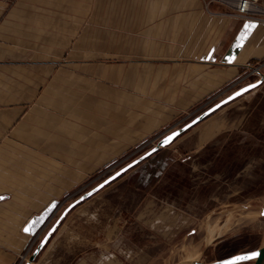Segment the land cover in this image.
Returning <instances> with one entry per match:
<instances>
[{"label":"crops","instance_id":"0c3cea01","mask_svg":"<svg viewBox=\"0 0 264 264\" xmlns=\"http://www.w3.org/2000/svg\"><path fill=\"white\" fill-rule=\"evenodd\" d=\"M261 61L264 22L206 0H0V264L43 240L57 207L44 215L121 152L122 129L149 135ZM93 202L68 213L35 264L136 253L100 242Z\"/></svg>","mask_w":264,"mask_h":264},{"label":"rangeland","instance_id":"374dc122","mask_svg":"<svg viewBox=\"0 0 264 264\" xmlns=\"http://www.w3.org/2000/svg\"><path fill=\"white\" fill-rule=\"evenodd\" d=\"M206 1L226 8L234 16L219 1ZM124 15L125 11L121 21ZM251 68H259L260 73L254 74ZM251 68L149 135L138 128L128 136V127L122 129L121 152L114 159H106L103 167L66 194L57 206V221L73 202L157 147L163 138L237 90L261 80L264 61L251 63ZM207 130L213 132L206 137ZM128 138L134 143L124 144ZM159 151L158 158L147 162L146 168L133 170L145 162L142 160L73 208L90 200L94 201L92 205L102 203L97 207L103 211V218L99 219L96 237L105 247L114 242L124 252L128 248L136 250L133 255L115 256V263L211 264L264 246V82ZM226 229L225 234L207 244L210 235ZM41 241L30 242L16 264H27ZM43 251L44 248L33 264Z\"/></svg>","mask_w":264,"mask_h":264},{"label":"water","instance_id":"95a60500","mask_svg":"<svg viewBox=\"0 0 264 264\" xmlns=\"http://www.w3.org/2000/svg\"><path fill=\"white\" fill-rule=\"evenodd\" d=\"M264 82V76L261 80H259L258 82L249 84L239 90H237L236 92L232 93L230 96H228L227 98H225L224 100H222L221 102H219L218 104H216L215 106H213L211 109H209L208 111H206L205 113H203L202 115H200L199 117H197L196 119H194L192 122H190L189 124H187L186 126H184L183 128L174 131L173 133L169 134L168 136H166L165 138H163L157 147L153 148L151 151H149L148 153H146L145 155H143L141 158L135 160L134 162H132L130 165H128L127 167L123 168L122 170H120L118 173H116L115 175H113L112 177H110L109 179H107L106 181H104L103 183H101L100 185H98L95 189L91 190L90 192L86 193L85 195H83L81 198H79L78 200H76L75 202H73L69 207H67V209L63 212L62 216L60 217V219L55 223V225L49 230V232L46 234V236L43 238V240L41 241V243L38 245L37 249L35 250V252L33 253V255L31 256L29 262L27 264H33V262L35 261L36 257L39 255V253L42 251V249L45 247V245L47 244L49 238L51 237V235L54 233V231L56 230V228L58 227L59 223L61 222V220L67 215V213L73 209L75 206H77L78 204H80L81 202H83L84 200L90 198L92 195H94L97 191L101 190L105 185L111 183L112 181H114L115 179H117L118 177H120L123 173H125L127 170H129L131 167L135 166L136 164H138L139 162H141L142 160H144L145 158L149 157L150 155H152L153 153L157 152L160 148L163 147H167L169 146L176 138H178L180 135H182L184 132H186L188 129H190L191 127H193L194 125L198 124L199 122L203 121L206 117H208L209 115H211L212 113H214L215 111H217L219 108H221L222 106L232 102L233 100L239 98L240 96L248 93L249 91L257 88L258 86H260L262 83ZM252 85H256V87H251ZM244 89H249V91H244ZM237 93H242L241 95H237ZM179 133V135L175 136V138L171 141V143L165 145L164 141L168 138V137H172L174 134ZM57 207V204H53L52 207L50 208V210L48 211V213L46 215H44V217L42 218V221L46 219V217ZM33 234H35L33 232ZM253 252H258L261 255L259 257H257L254 260H242L240 261V263L242 262H247V261H254V264H264V246L250 251V252H246V253H240L228 258H225L223 260H220L218 262L215 263H211V264H230L231 261L236 260L237 257H243V256H247L250 255ZM198 264V263H196Z\"/></svg>","mask_w":264,"mask_h":264},{"label":"built area","instance_id":"2783aa9c","mask_svg":"<svg viewBox=\"0 0 264 264\" xmlns=\"http://www.w3.org/2000/svg\"><path fill=\"white\" fill-rule=\"evenodd\" d=\"M223 5L229 7L234 16L244 19H252L260 22H264V0H217ZM251 68V64H248ZM253 73H260V69L252 68ZM261 79L262 75L259 74Z\"/></svg>","mask_w":264,"mask_h":264},{"label":"snow or ice","instance_id":"6c2138e0","mask_svg":"<svg viewBox=\"0 0 264 264\" xmlns=\"http://www.w3.org/2000/svg\"><path fill=\"white\" fill-rule=\"evenodd\" d=\"M246 29H250L251 26L250 25H246L245 26ZM243 39V37H242ZM251 87H256V85H252ZM244 91H249V89H244ZM242 93H237V95H241ZM179 135V133H176L174 134L172 137H168L165 141H164V144L167 145L169 143H171V141L175 138V136ZM261 254L258 253V252H253L251 253L250 255H247V256H243V257H237L236 260L234 261H231L230 264H240V261L242 260H254L256 259L257 257H259Z\"/></svg>","mask_w":264,"mask_h":264},{"label":"bare ground","instance_id":"6f19581e","mask_svg":"<svg viewBox=\"0 0 264 264\" xmlns=\"http://www.w3.org/2000/svg\"><path fill=\"white\" fill-rule=\"evenodd\" d=\"M256 219V216L255 215H253L252 217H251V220L252 221H254ZM245 221V220H244ZM243 222V221H242ZM213 224V223H212ZM211 225L210 224H208V226H206V228H207V231H209L210 230V227ZM213 226V228H214V225H212ZM227 230L228 229H226V230H223V231H219L218 233V235H216V236H213V235H210L209 236V238H207V244L209 245V244H211L217 237H219L220 235H223V234H225L226 232H227ZM256 232V231H255ZM213 234V233H212ZM208 237V236H207ZM193 264V263H192ZM199 264H201V263H199Z\"/></svg>","mask_w":264,"mask_h":264}]
</instances>
